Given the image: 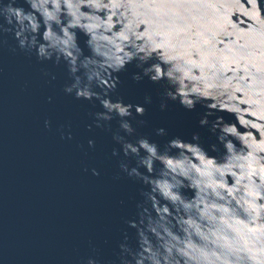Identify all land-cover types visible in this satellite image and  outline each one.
I'll use <instances>...</instances> for the list:
<instances>
[{
    "label": "water",
    "instance_id": "1",
    "mask_svg": "<svg viewBox=\"0 0 264 264\" xmlns=\"http://www.w3.org/2000/svg\"><path fill=\"white\" fill-rule=\"evenodd\" d=\"M0 264H264V0H0Z\"/></svg>",
    "mask_w": 264,
    "mask_h": 264
},
{
    "label": "clouds",
    "instance_id": "2",
    "mask_svg": "<svg viewBox=\"0 0 264 264\" xmlns=\"http://www.w3.org/2000/svg\"><path fill=\"white\" fill-rule=\"evenodd\" d=\"M19 11H20V9H16L17 14L19 13ZM21 43H23V42H21ZM69 91H71V89H69Z\"/></svg>",
    "mask_w": 264,
    "mask_h": 264
}]
</instances>
